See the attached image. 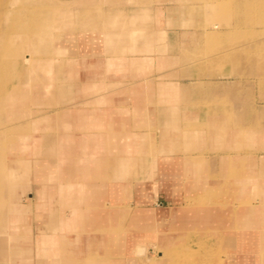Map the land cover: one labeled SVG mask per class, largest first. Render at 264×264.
<instances>
[{"label":"crops","instance_id":"obj_1","mask_svg":"<svg viewBox=\"0 0 264 264\" xmlns=\"http://www.w3.org/2000/svg\"><path fill=\"white\" fill-rule=\"evenodd\" d=\"M260 2L261 0L234 1L232 5L234 9L233 14H237L238 12L239 15H242L248 10L258 17L260 15L258 20H254L251 24L264 22L262 18L264 8L260 5ZM80 4L82 11L79 13L83 15H98L99 12H103V15L112 13L111 15L119 16L117 13L114 14L113 11L104 12L100 8H89L95 4L89 1H81ZM220 4L218 0H209L204 8L199 7L198 9L200 11L191 17L189 16L190 14L188 15V9L190 8L184 9L183 7L182 9H184L186 15L181 19L180 23L193 25L195 17L200 18L197 21L200 24L211 23L213 20L215 21V14H219L221 12L220 8H223L220 7ZM193 10L195 12V9ZM67 15L63 17H67ZM121 16H123L122 13ZM240 19L236 21L229 20V25L231 23H238L239 27L235 29L239 31L250 29L247 26H241L242 22ZM229 21L225 23L223 21L219 22L226 25ZM126 24L127 26L129 25L128 23ZM214 25L215 31L213 32L199 31L197 33L195 36L196 40H193L191 44L192 49L194 46H197L198 49L192 50L191 55H184L183 58H180L181 60H194V53L199 52V45L202 42L200 37L205 44L212 46L201 51L206 52V54L210 53V51H215L217 46H230L226 42L237 38V34L234 35L233 33H227L228 35L223 36V31H218L220 26L217 23H214ZM60 28V26L57 27L58 30ZM112 34L114 37L111 38L112 42H114L112 46L114 47L115 34L125 35V33H115L112 30ZM126 34L128 37L129 33ZM216 38L217 41H215ZM210 39L214 41L211 42ZM136 44L135 36L132 34V39L127 43L129 47L127 49L135 51ZM214 44H217V46ZM248 53L249 55L253 53V55L248 56ZM262 53L263 46H259L255 41L254 48H251V50L229 49L227 53H222L219 60L230 61L245 59L248 61L254 60L257 63L260 58L264 59L262 58ZM212 59H215V57L206 58L207 61ZM153 60L155 58H147L144 56L142 58H130L127 56L126 58L120 59L113 58L110 61H113V66L119 69L124 66L128 69L135 70L136 64L139 65L140 62L148 61L149 65H152ZM159 60L164 63H169L172 58H159ZM60 61L62 62L61 66H64L62 73L65 79H71L78 77L80 74H84L85 83L82 89L85 91V94L88 93V87L86 86L88 84L95 85L96 90L99 89V85L96 84L94 78L103 77L105 68L103 65L106 63L103 58L85 60L86 62H80L70 58ZM117 62L118 64H116ZM121 63L124 65H121ZM57 67L58 65L56 63L53 66V71H57ZM258 69L259 67L256 65V75L259 79L261 78L257 83L263 87L264 66H262L261 71ZM184 71L190 77L198 76L199 74L207 75L209 71L211 72L208 67L204 68V66L199 65H197V68L191 66L183 69ZM163 76L171 78L176 75L165 74ZM87 80H90V82ZM145 84L143 89H147V91L143 92V95L137 90L130 91L128 89L123 93L135 96L132 99V107H97L96 105L104 103L113 105L114 102H112L113 98H110L112 96H109L110 93L108 95L103 94L94 97V99H86L78 104L75 103L73 106H65L67 100L71 98L72 93H69V95L61 99L60 97L56 98V93H51L41 107H29L31 110H50L52 106L59 104L60 106L56 108L57 112L64 110L71 112V115L69 119L60 121V123H57L58 120H56L54 128H43L42 125L37 127L36 131H43L39 137H34V132H24L21 134L22 140L30 137L32 147L29 148L27 156H22L21 159L22 161H28V164L26 161V168L23 166L16 169L11 168L9 172L10 183L8 196L5 199V204L7 203L8 208V219L5 220V225L8 227V232H1V237L10 235L12 237L11 240H15V229L13 230L12 224L26 217L28 213V206H25L22 202V196L26 194L28 198L34 200L38 211L42 210V214L45 211L48 218L46 230H52L55 233L60 230L59 226L63 225L61 229L64 234L62 242L59 240L60 237L56 235L50 236L39 232L40 234L37 235L36 244L38 248L37 254L39 256L37 264H86L88 259L94 257V253L88 251L87 239L84 233L77 229L78 226H76V223L79 216L93 219L98 218L100 225L101 222H105L110 224L112 228L120 227V232L124 236V240H127L126 249L122 250L120 255L123 257L125 254L124 260H127V263L128 261L133 262L132 259L135 258L130 256L131 253L132 255L134 254L135 239L139 234L136 235V232L131 230L130 224L135 220V213L142 211L139 210L141 206H138L135 211L132 208L131 210L127 208L124 211V209L118 208L117 201H119L122 193H128L132 188L134 189V181L132 179L135 176H141L139 178L137 177L140 180H138V183L141 184L144 177L151 172L162 182V190L165 189L171 197L172 195L173 197L179 195L180 199L184 201L186 200L184 199L185 194L188 195L186 191H190L192 199H195L201 194L202 189L205 188L206 190L210 188L212 180L217 178L216 184H221L224 189V205L234 206V208L238 207L243 211L244 216L249 214V219L253 216L250 221V226L249 220L247 219H244L241 224L243 225L244 223L247 227L254 229V231L250 230L245 233L255 234L261 239L264 237V203L262 202L264 200V194H260L262 199L260 202L261 205H259V202H256L255 205H235V200L241 197L243 191H254L256 193L255 196L258 195V191H264V93L259 98L257 87L255 103L247 104L248 106L244 105V107L238 105L237 108H230L229 102L225 97L223 99L214 98V86L212 85V88L209 83L207 84L208 89L206 90V95H208L207 99L201 101V104L198 100L184 97L187 94L186 89L190 88H183V85L178 82H167L165 80L159 82L153 88L150 87L152 84L150 80L146 81ZM204 86L206 87V85ZM74 87L75 82L68 83L69 92ZM192 89L191 91H197L201 87L196 85ZM112 93L110 95H113ZM172 93L182 94V98L178 100L167 97ZM154 94L161 96L160 98H155L153 96ZM151 99L153 100L152 102ZM116 101L118 103L122 102V100L118 99ZM89 105L95 106L89 107ZM188 105H192L196 109L199 105H206L207 113L204 121H198L193 116L189 117L190 115L184 110ZM253 110V127H249L251 125H247L246 122H243V125L241 122L242 119L239 116L240 114L236 115L234 113V111H245L243 115H246L247 111ZM89 126H95L98 130L91 132L82 131L83 133L80 136L73 134L69 130V128L73 127L85 129ZM128 126L136 127L137 130L128 131L126 130ZM145 127L159 130L157 131L160 138L158 145H156L153 138L155 133L149 129L144 131ZM247 139L250 142L252 139L255 141V152L248 153L247 157L242 154L232 156L230 154L219 153L214 158L219 159L220 162L217 164L214 162L216 166H211L210 161L203 153L209 149L224 151L235 149L241 151L243 145L247 146ZM168 152L177 154L163 155ZM179 152L183 154L178 155ZM156 153L157 155L155 156L154 154ZM249 168L252 170L247 172L246 169ZM252 171L253 175L255 174L254 177L252 176ZM33 175L40 185L34 188V190L29 185V179ZM60 175L62 178H59ZM58 179L65 181L64 184L58 183ZM136 189L138 196L142 199V201L139 200L140 205L146 202L144 200L146 196L148 197L154 192L152 188H147L143 184ZM238 190L241 192L236 193ZM53 203L54 206L51 207ZM57 206L67 207L69 209L68 214H60L57 211ZM87 208L91 212L88 213ZM129 211H132V218L128 216V213L130 215ZM41 216L43 215L40 214L39 218ZM244 216L240 217V221ZM147 217L149 218V216ZM146 232L149 231L144 230L139 235L140 239L144 237L143 241L150 239L152 235L151 231L149 235H146ZM23 242L26 245L23 244L24 247L21 250L19 249L20 252L18 249L15 250V255L9 252L5 246H0V258L5 256L11 264H32L30 257L32 245L26 242V240H23ZM16 244L17 246L21 245L17 242ZM113 253L117 255V251ZM100 255L101 253H99ZM106 255L104 254V257Z\"/></svg>","mask_w":264,"mask_h":264},{"label":"rangeland","instance_id":"obj_2","mask_svg":"<svg viewBox=\"0 0 264 264\" xmlns=\"http://www.w3.org/2000/svg\"><path fill=\"white\" fill-rule=\"evenodd\" d=\"M81 1H89L91 3H95L91 5L92 7L89 8H100L104 12H114L117 13L119 16L111 15V14H102L98 13V15L95 14H87L83 15L82 13H79L82 11L81 8ZM209 0H52L50 3H47L45 5L42 4H35V3H23L22 1H16V0H0V13L4 11L6 8H17V11L20 10L19 15L22 14V17L25 19H30L31 21H34L33 24L38 20L37 11H40L39 19L45 18L47 21V8L51 11H67L72 12L71 15H67V17H61L56 18L52 23H48V28L44 30V33L47 32V34L43 33V30L39 31V34H44V39H47L49 36L48 33L52 35L54 33L55 35L57 32L62 34V37L60 40H55L58 42L57 44V51L52 53H45L44 52H38L36 50V46L31 49V51H28L31 47H25V45H21L20 49L12 48H6L3 50L0 49V57L1 58H15L21 57L23 58V55L25 53H32L34 56L33 58H55V59H76L80 62H86L89 59L94 58H103L104 61H106V66L104 68L103 77L101 78H94V81L96 84L99 85V89H94L91 91H88V93L85 94V91H83L82 86L85 83V77L84 74H80L77 77L71 78V79H65L67 82H75V87L71 90L72 95L71 98L67 100L65 106H73L75 103H80L85 101L86 99H94V97H98L103 94H112L109 96H112L110 98H113L112 102L113 105H107V104H98L97 107H132V99L135 97L134 95H126L123 94L126 89L133 91L137 90L142 95L143 92L147 91V89H143V86L146 85V81L150 80L151 85L150 87L153 88L154 86H157L159 82L162 81H175L183 85V88H190L186 89L187 94H185L184 97L192 100H198L200 103L203 100L207 99L206 90L207 84L214 86V98L215 99H223V97L226 98V100L229 102L230 108H237L238 105L243 106L244 105H250L256 102V88L258 87V93L259 98L261 97L262 93H264V86L261 87L260 84L257 83L261 80L256 75L255 69L256 65L259 67V71H261L262 66H264V59H261L259 56V61L256 63V61H248L245 59L241 60H225L221 61L219 58H221L222 53L230 50H241V49H249L254 48V42L256 41L259 46H263V53L262 58H264V22H258L256 24H251V22H254V20H258L259 17L250 13V11L246 10L244 14L239 15L233 14V2L237 0H218L220 6H223V8H220L218 10L220 13L215 14V21L213 20L211 23H199L197 22L200 18L195 17L194 18V24H182L181 19L185 17L184 9H188V15L191 17L193 15H196L197 12L200 11L198 9L199 7L204 8ZM217 1V0H216ZM90 5V3H89ZM253 5V4H252ZM260 5L264 8V0H261ZM188 6V7H187ZM25 7V8H24ZM184 7V9H182ZM192 7V8H191ZM23 8V9H22ZM98 9V10H100ZM195 9V12L194 10ZM198 9V10H197ZM22 10V11H21ZM88 10H97V9H88ZM66 12V13H67ZM236 12V11H235ZM121 13L123 16H121ZM111 17V18H110ZM242 20H241V19ZM262 18L264 19V15H262ZM213 19V18H211ZM240 19L242 22L241 26H247L250 29H243L241 31L236 30L235 28H238V23H231L229 25L230 21H236ZM230 20V21H229ZM42 21V20H41ZM219 21H223L224 23L229 21L226 25L221 24ZM48 22V21H47ZM128 23L129 28L127 26ZM214 23H217L220 27L218 28V31H223V36L228 35L227 33H233L234 35L240 34L241 38H234L231 41L229 40L228 45L230 46H224L220 45L217 46V44H214L216 47L215 51H210V53L201 52L202 50H206L207 48H210L212 46H208L204 43L203 39L200 37L202 42L199 45V52L194 53V60L185 61L181 60L180 58H183L184 55L188 56L191 55L192 50L198 49L195 46L192 49V42L193 40H196L195 36L199 31H209L213 32L214 30ZM5 24V23H4ZM3 24V26H4ZM61 28L59 30L54 29L53 32L50 30V26L55 27V25ZM122 24V25H121ZM45 25V24H44ZM43 28V25L40 26V29ZM85 28V29H84ZM234 28V29H233ZM252 28V29H251ZM112 30L115 31V33H125V35H117L115 34V45L112 46V39L113 34ZM188 30V31H187ZM49 31V32H48ZM193 31V32H190ZM188 32H190L188 34ZM25 33V32H22ZM20 33V34H22ZM105 33V35H104ZM128 37H127V34ZM84 34V35H83ZM132 34H134L136 39V47L135 51L127 49L129 48L127 46V43L132 39ZM130 35V36H129ZM66 37V38H65ZM41 38V39H42ZM51 38H54V35L51 36ZM40 39V40H41ZM118 39V40H116ZM205 40V39H204ZM25 41V40H23ZM211 42L214 40L210 39ZM217 41V38L216 40ZM213 44V43H212ZM222 44V43H221ZM178 47V48H177ZM43 49V48H39ZM40 50V51H41ZM253 55V53H252ZM249 55L248 56H252ZM129 56L130 58H155V60L152 61V65H149L148 61L140 62V64L135 65V70L128 69L123 66V68L119 69L116 66L110 67L109 65L113 58L114 59H120V58H126ZM212 60L207 61L206 58H214ZM159 58H172L169 63H164L163 61L159 60ZM179 58V59H178ZM86 60V61H85ZM197 60V61H196ZM199 60V61H198ZM192 63V64H191ZM86 64V63H85ZM118 64V62L116 63ZM197 65L204 66V68H209L211 72L209 71L207 75H201L198 76H192L190 77L188 73L183 72V69L189 68L191 66H195L197 68ZM126 66V65H125ZM140 66V67H139ZM199 68V67H198ZM191 69V68H190ZM202 70V69H201ZM176 75L171 78L164 77L163 75ZM90 82V80H87ZM257 83V84H256ZM196 85H199L201 87L200 90L197 91H191L193 90ZM206 85V87L204 86ZM212 86V88H213ZM81 87V88H80ZM82 91H81V90ZM80 90V91H79ZM174 91V90H173ZM172 91V92H173ZM58 94V92H56ZM62 94V93H61ZM61 94L59 96H61ZM224 94V95H223ZM155 98L159 97L161 95L154 94ZM182 94L172 93L171 95H168L167 97L174 98V99H180ZM62 98V97H61ZM122 100V102L118 103L116 100ZM108 100V99H107ZM109 101V100H108ZM128 101V102H127ZM110 102V101H109ZM120 104V105H119ZM201 104V103H200ZM247 105V106H248ZM58 105L52 106L51 109H56ZM95 105H92L89 107H93ZM37 107V106H34ZM83 108V107H82ZM96 108V107H95ZM50 109V110H51ZM187 114H189V117H192L197 119L198 121H204L206 113H207V106L199 105V107L196 109L194 106L188 105L187 108L184 109ZM233 112V111H232ZM245 111L237 112L236 115L240 114L239 116L242 119L243 122H246L247 125H251L249 127H253L254 125V110L253 111H247L246 115H243ZM76 113V112H73ZM40 112L32 113L31 115L27 117H31L33 115H38ZM71 114V112H70ZM69 116V115H68ZM64 117L65 119H69V117ZM64 119V120H65ZM246 119V120H245ZM57 123H60V119L57 118ZM63 121V120H61ZM261 123V121H260ZM131 125V124H130ZM247 127V128H249ZM245 128V127H244ZM146 131L147 129L152 130V132L155 133V136L153 137L155 140L156 145L159 144L160 138L158 136L157 131H159L156 128H144ZM260 129V127H259ZM70 131H72L73 134H82V131L91 132L94 130H98L95 126H89L85 129H80L78 127L69 128ZM128 131L131 130H137L136 127L133 128V126H128L126 129ZM43 131L39 130L34 132V137H39ZM82 138V137H80ZM255 138V137H254ZM31 144V143H29ZM247 146L243 145V148L241 151H237L235 149L233 150H206L203 153L206 155L207 159L210 161L211 166L214 165V162L217 164L220 162L219 159L214 158L215 155H218L219 153H225L230 154L232 156L242 154L247 157L248 153H254L255 152V141L250 142L249 139H247L246 142ZM35 145V144H34ZM33 145V146H34ZM32 145L29 147L31 148ZM197 153V152H194ZM161 154V153H159ZM172 155L177 154L173 152H168L163 155ZM182 152H179L178 155H182ZM155 156L157 155L154 154ZM41 156V155H40ZM40 158V157H39ZM249 161L250 159L247 158ZM246 160V159H245ZM247 172H249L252 169H246ZM252 176L254 177L252 171ZM137 177H141L140 175H137ZM135 176L132 180L134 181V189L130 190L128 193L124 192L121 194V197L119 198V201H117L118 208L124 209V211L127 208L136 210L138 206H141L139 210H142L140 213L136 212L135 214V220L130 224L131 230L136 232V235H141L144 230L151 231V234H159L160 231H166L165 233H169L171 230H178L179 234L184 235L185 237L188 236L189 241H197V240H205L198 238L199 234H209L208 232H205L208 227H212V223L209 222V219L207 218V214L205 213V208H200L202 210V215L200 219L201 221H196L195 223H187L186 226H184L183 223L178 218H176V215H178L180 218L184 219L186 217V213L188 212L189 207L187 206L190 204V201L187 202V197L190 195V191H186L188 195L185 194V201L183 199H180L179 195L176 197H172L168 195L166 190L161 189V181L159 178L153 173H149L147 176L144 177V179L141 181L142 183H138V178ZM59 178H62L60 175ZM260 178V176H259ZM59 180V179H58ZM29 185L30 188L34 190V188H37L40 186L36 178L31 176L29 179ZM140 181V180H139ZM65 181H58V183L64 184ZM146 186L147 188H152V192L150 196H146L144 200L146 202L139 204L140 197L138 196L137 187L139 186ZM44 186V185H43ZM264 194V191H258V195L254 191H243L240 198H237L235 200V205H255L256 202H259V205H261V196L260 194ZM184 194V192H182ZM190 198L191 195L189 196ZM176 200V201H174ZM182 200V201H180ZM247 201V202H245ZM22 202L25 206H28L29 210L26 214V217L21 218L20 221L17 223H13V230L15 229V241L21 245H26L23 240H26L29 244L32 245V253H31V259L32 264H37V260L39 258L38 256V248L36 247L37 244V235L40 234L39 232H43V234L47 235H56L60 237V241H63V231L62 226L60 227V230L57 232H53L52 230H46L47 226V215L45 214V211H43V214L41 213L42 210L38 211L36 209L34 200L28 198L26 194L22 196ZM201 202V201H200ZM220 204H224V199L218 201ZM264 203V200L262 201ZM195 203V201H193ZM219 204V205H220ZM169 208L171 210H167L168 215L166 216V221L164 223V226H158L155 224V226H151V222L147 216L150 217V214L153 212H159L158 210H161L163 208ZM229 206L220 205L217 207V212L219 211V216L222 215V212L227 211ZM57 211L60 214L67 213L69 209L67 207L57 206ZM180 208H184V211L179 210ZM179 210L176 212V210ZM207 211V210H206ZM130 212V211H129ZM183 212V213H182ZM215 212V211H214ZM43 215L39 218V215ZM211 215H216L217 213H212ZM128 216L130 218L133 217L132 211L130 212V215L128 213ZM233 220L225 219L223 222H220V225L225 226H232ZM58 225V224H57ZM194 225V227H193ZM169 226V228L165 227ZM156 227V228H155ZM164 227V228H163ZM196 227V228H195ZM214 227V225H213ZM161 228L165 230H160ZM226 228V227H225ZM41 230V231H40ZM159 230V231H158ZM149 232H146V235H149ZM218 234V232H216ZM224 233L226 235H230L233 232L230 230L221 231L219 234ZM177 234V235H179ZM139 235L136 236L135 239V249L134 254L135 256H140L146 252L148 254V258H154L157 256L158 248L157 239H153V241H143L140 239ZM63 237V238H62ZM201 243H196L192 248H196L197 246H200ZM176 247L173 252H180L183 248L182 244H174ZM209 255L210 257L208 264L211 261H214L215 259H219L222 264H228V253L230 252L227 245L221 244L219 242V239L209 242ZM191 248V245H190ZM229 251V252H228ZM175 254V253H174ZM227 254V256H226ZM214 257H213V256ZM204 256H206L204 254ZM173 257V256H171ZM235 258L234 256L232 257ZM213 259V260H212ZM211 260V261H210ZM224 261V262H223ZM206 262H202L200 264H205ZM0 264H11L7 258L1 257L0 258ZM173 264H178L177 262H173ZM179 264H182L179 262Z\"/></svg>","mask_w":264,"mask_h":264},{"label":"bare ground","instance_id":"obj_3","mask_svg":"<svg viewBox=\"0 0 264 264\" xmlns=\"http://www.w3.org/2000/svg\"><path fill=\"white\" fill-rule=\"evenodd\" d=\"M20 1L23 3L32 2L45 5L52 0ZM50 8H47L48 22L45 18L39 19L40 11H37L38 20L35 24H33L34 21L30 19L24 20L22 14L19 15L20 10L17 11V8H6L2 11L0 13V49L3 50V48L6 49L8 47L15 49V47H17L16 49L18 50L22 47L21 45H25V47H31L28 51H31L35 46L38 52L45 51V53H52L57 51L58 42L55 40H60L62 34L60 32H57L56 35L52 33L54 38H51L52 35L48 31L49 33L47 36L49 37L44 39L42 37H44V34H47V32L44 33V30L48 28V23H52L56 18L62 15H71L72 12L51 11ZM42 25L43 28L40 29ZM54 29L58 30L56 25L55 27L50 26L52 32ZM40 30H43L44 34L40 35ZM240 37L241 35L237 34V38ZM39 48L43 49L41 50ZM33 57L32 53H25L23 58L17 56L15 58L0 57V233L3 231L4 233L8 232V227L5 225V220L8 219V208L7 203L5 204V199L8 196L10 183L9 172L11 168L16 169L21 166L26 168L27 160L22 161L21 159L22 156H27L29 147L32 145L30 137L26 140H22L21 134L24 132L33 133L36 131L37 127L41 125L43 128H54V123L57 118L61 121L65 119L64 117L71 115L70 112L64 110L57 112L56 109H29L30 106L41 107L51 93L58 92L56 98L60 97V99L72 93L68 91L69 82H67V80L65 81L62 73L64 66H61V59H57L56 62L55 58ZM56 63L58 65V70L53 71V66H55ZM110 63H112V65H109L110 67L114 65L113 61ZM121 65L124 64L121 63ZM103 66H106V63H104ZM86 86L88 87V91L96 89L95 85L88 84ZM61 93L64 94L59 96ZM152 101L151 99V102ZM35 112H40V114L27 117ZM217 180V178L215 180L213 179L210 188H207L208 190H205V188L202 189L201 194H199L197 198L192 199L189 197L190 195H188L187 202L190 201V204L187 206L191 207L187 208L188 212L184 219L176 215V218L182 221L179 223H183L184 226H186L187 223L201 221L202 218L200 219V217L202 215V210L200 208H205L204 211L209 219L208 223L211 222L214 225V227L212 225V227L210 226L206 229L205 232H210L209 234L198 235V238L205 240L187 242L189 237L179 234L178 230H171L169 233L160 231L159 234L151 235L150 239H145V241L157 239L158 248H156V250L158 249V252L157 256L154 258H148L146 252L140 256H135V254L132 255L131 253L130 257H134L135 259H132L133 262L128 261L127 263V260H124L125 254L123 257L120 255L121 251L126 249L127 246V240H124V236H122L120 232V227L112 228L110 224L105 222H101L100 225V223H98L100 221L98 218L93 219L79 216L76 223V226H78L77 229L84 233L87 239L88 251L94 253V257L88 259L86 264H173V262H177L178 264L179 262L182 264H200L206 262L205 264H208L210 259V257L207 256L209 255V242H211V240L215 241L216 239H219L221 244L227 245L229 248L228 250L230 252L228 251V256L226 254L228 262L226 263L264 264V237L261 239L255 234H246L245 232L250 230L254 231V229L247 227L244 223L241 225L243 220L247 219L249 220L250 226V221L253 216L250 215L251 217L249 219V214L246 213L247 216H244L243 211L238 207L234 208V206H229V209L222 212V215L219 216L220 212H217L216 208L220 205H224L218 202L224 197V189L221 184H216ZM240 192V190L236 191V193ZM193 201H195V203H193ZM53 206L54 203L51 204V207ZM178 209L176 212L179 210L184 211V208ZM167 210L171 209L164 207L158 210L159 212L156 211L151 213L150 217L147 218L151 222V226H155V224L164 226L166 216L168 215ZM214 211L217 213V216L211 215L215 213ZM87 212L89 213L91 210L87 208ZM242 216L244 217L240 221V217ZM230 218L233 220L232 226H225V228L223 225H220L221 221L223 222L225 219ZM165 227L169 228V226ZM226 230H230L233 233L230 235L224 233L219 234V232ZM216 232H218V234ZM143 238L144 237H141V240H144ZM11 239L12 237L10 235L0 236V246H5L9 252L15 255V250L18 249L19 251V249L21 250L24 246H17L16 241ZM176 243L182 244L184 250L173 252L176 248L174 246ZM196 243H201V245L192 248ZM115 251H117V255L113 253ZM99 253H101L100 256ZM104 254L107 255L104 257ZM204 254L206 256H204ZM233 256L235 257L234 259L232 258ZM222 259L223 258H221V261L219 259H215L214 261L210 260L211 262L209 264H222Z\"/></svg>","mask_w":264,"mask_h":264}]
</instances>
